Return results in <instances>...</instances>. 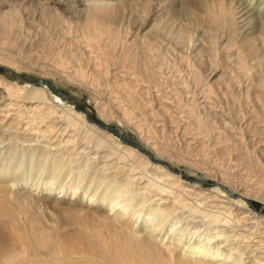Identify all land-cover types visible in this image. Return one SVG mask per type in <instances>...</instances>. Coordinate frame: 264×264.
<instances>
[{"label": "bare ground", "instance_id": "obj_1", "mask_svg": "<svg viewBox=\"0 0 264 264\" xmlns=\"http://www.w3.org/2000/svg\"><path fill=\"white\" fill-rule=\"evenodd\" d=\"M171 1L0 0V67L82 89L106 120L130 127L155 158L205 171L229 187L231 198L182 182L136 144L122 146L108 133L113 128L62 105L45 79L24 88L0 76V264L264 261V236L234 235L264 221L236 199L264 202V37L259 44L245 29L256 23L264 34V0L256 8V0H182L179 9ZM203 14L226 18L227 36L198 34L193 26ZM25 46L44 61L22 60ZM27 129L45 140L43 149H15L18 132ZM75 141L91 152L77 154L73 166L58 144ZM90 161L96 173L88 171ZM150 176L168 190L155 193ZM213 203L232 230H194L208 235L195 243L178 228L170 237L174 222L168 236L157 234L179 209L199 212ZM141 212L146 217L138 222Z\"/></svg>", "mask_w": 264, "mask_h": 264}, {"label": "rangeland", "instance_id": "obj_2", "mask_svg": "<svg viewBox=\"0 0 264 264\" xmlns=\"http://www.w3.org/2000/svg\"><path fill=\"white\" fill-rule=\"evenodd\" d=\"M31 1H34V0H31ZM245 1L246 0H239L240 3H244ZM261 1L262 0H256L255 1L256 2L255 8L260 6ZM171 2L176 7L175 9H179V7H181L182 3H183L182 0H173ZM35 7H37V6H35ZM206 8H209V6L207 5ZM260 12L262 13L261 16L263 17L261 24H263L264 23V9L261 10ZM216 17L210 18L207 16V14H205L204 18L202 17L203 19L201 18L199 23H196L195 26H193L194 30L197 31L198 34L205 35V36L206 35L210 36V34H213V33L217 34L218 31H219L218 32L219 35L224 34L227 36L229 28L227 25L228 24L227 21L226 20L224 21V19H226V18H220L219 19V17H217V19H215ZM222 24H224V25L226 24V25L223 27ZM254 28H255V30H254ZM245 29H246L247 33H252L255 38L259 39V41L257 40L259 42V44L261 43V40L264 37V34L262 33L263 30H261L262 28L259 25H257L256 23L249 24L245 27ZM259 46L261 47V45H259ZM26 48H28V47L25 46L24 49H22V52L20 53L21 55L19 54L20 57L22 58V60L29 62L31 59L37 58L38 60L40 59L42 62L44 61L42 58L37 57L38 51L36 49L31 50V48H29V49H26ZM9 49L14 50L10 47H9ZM262 49H263V47H261V50ZM29 51H31V52H29ZM47 61H49V60H47ZM1 66L2 67H0V76H3L4 78L11 81L12 83L17 84V85L24 87V88H26V87L29 88V87L35 85L33 82L43 81V79H45L47 82H45L44 84L47 85V87L50 89L52 94H54L56 97L59 98L62 105H66L67 107L74 108L76 111L81 112L83 115H87L89 117L90 121H92L93 123H95L97 125H100V126L106 127V128L107 127L113 128L114 132L108 130V133L112 134V136L118 142H120V144L122 146H125L126 148L129 147L131 149L136 150L137 147H135L133 145V144H136L138 147L141 148L142 151L147 153V155H151L155 160H158V161H155L156 163H158L162 167L166 168L170 172H172V173L174 172L176 175H178L182 179V182L190 184L191 186L198 187L201 191H203V190H215L216 188L220 189V190L222 189L221 191H223V192L225 191L224 192L225 196L226 197L228 196V198H231V197H229L228 193L226 192V189H229V187H227L226 185H225L226 188L219 186L218 182H220V181L218 179L212 177V176H209L207 173H205V171H202L201 169H197L196 167L190 165L189 163H183L184 161L177 163L175 160V162L177 163L176 164L175 162H172V161L170 162L169 160H159V159L155 158L153 153L150 150H148V148L146 146H144L143 141L141 142V139L139 138V136L130 127H128V126L124 127V124H122L120 122H119L120 123L119 124L117 121L114 122L115 120H112L113 122L106 120V118L103 117V115L100 113V110L97 106V101H95L92 96H90L88 93H86L82 89H79L78 87H74L72 85H69L60 79L52 78L51 76L40 77V75H38L35 72H32L31 70H27V69L16 70V69H14V67L8 66L6 64H1ZM56 102H58V101H56ZM53 104L56 105L54 101H53ZM55 108L58 109L60 107L58 105V107L55 106ZM18 135H19L20 139H17L14 141V144L16 145V148H15L16 150H19L22 148L23 149H29V148L35 149L36 148L37 150H41V149H43V146H45L44 145L45 140H43V138L40 136L29 135L28 129L24 133H22V131H19ZM26 137H27V139H26ZM39 138H41V139H39ZM28 139H29V141H28ZM22 141H24V142H22ZM38 145L40 146V148ZM58 145H59V149H61L63 151V153H66L64 159H67V160L71 159L70 161L72 162L73 166H76L78 163V161H75V158H74L77 154L82 155L85 158H88L90 156L89 153L91 152L90 151L91 149L88 147L85 148V146H87V145H85L84 142L75 141L72 144L67 145V146H65V144L63 142H59ZM119 149H121V148H119ZM79 152H81V153H79ZM112 160H115V159H112ZM172 163H175V164H172ZM89 164H90V166H89L88 171H90V172L95 171V173H96L98 171V169L92 167L93 165L91 164V161L89 162ZM101 165L102 164H100V166ZM193 168H196V169H193ZM125 179H126V176H123V175L117 177V180L121 184H124L127 182V180H125ZM149 179H150V182L153 184V191L155 193L158 192V191H155V188H157V187H161V188L168 190V188L166 186L167 184L164 180H158L153 176L152 177L150 176ZM152 194L153 193H150L148 196L151 197ZM236 199L244 202V206L245 205L247 206V207L245 206V208L247 209L248 214H250L249 211L255 210V212H258L261 215H264V202H262L261 199H259V198L258 199L257 198H253V199L247 198L249 200V202H251L252 206L249 203H247L248 202L247 199H243V198L239 197L238 195L236 196ZM196 203L198 205L200 204L199 201H196ZM213 205H214V203L211 206H208V205L207 206L206 205L201 206L200 205L197 208L199 210V212L190 211L189 207L188 208H182L181 210L179 209L178 210L179 212L176 213L174 218L168 220L165 224H163V226H162L163 229H161V231H157V234L160 237L163 235H166V234H167L166 236H168L170 234V231H169L170 226L174 222L175 223L177 222V224H175L177 227L175 228V230H173V234L170 237H173V235L175 237L178 234L176 232V230L178 228V230L180 229L179 234L182 233L185 240L189 239L190 242H195V243L203 241L204 237L208 236V235L201 236V235H199L200 232L203 234L217 235L218 232L221 230L222 231L223 230H225V231L232 230L233 229V228H231V226H233L232 224H230V225L228 224V225H226V227L223 226L224 225L223 220L224 219L226 220L228 218L225 217L224 214L220 215L219 213H215L216 209L213 207ZM132 206H134V203H132ZM144 211H146V210H144ZM213 215H214V217H218L222 222L218 223L217 225H215V224L213 225V223L210 222V220L212 218H214V217H212ZM250 215L252 216V214H250ZM145 217H146V212H141V215L138 218V222H141L143 220V218H145ZM252 220H254V219H251V221ZM248 222H250V221H248ZM263 223H264V221H260L258 226L253 225V227L248 228V229L237 227L238 229L237 228L234 229L235 230L234 235H237V233H238V234H241L242 236H245L246 238L250 237V239L252 241H258V238H257L258 236H262V237L264 236V224ZM248 225H250V224H248ZM216 226L217 227L220 226V227L216 228ZM221 226H223V227H221ZM206 228H208V231L207 232L203 231ZM194 230H198L199 234L198 233L195 235L191 234ZM226 233L233 235L234 232H226ZM189 236H190V238H189ZM249 242H251V241H249ZM240 244L244 245L245 239H244V241L240 242ZM249 244L251 245V244H253V242L249 243ZM222 246L224 247L225 244ZM260 246H262V245H260ZM226 248L228 249V247H226V246L223 249H226ZM262 250L264 251V248H262L260 251H262ZM260 256H262V255H260ZM255 261H257V260H255ZM245 262H246V260H245ZM246 264H264V261H260V262L257 261L254 263L247 262Z\"/></svg>", "mask_w": 264, "mask_h": 264}, {"label": "water", "instance_id": "obj_3", "mask_svg": "<svg viewBox=\"0 0 264 264\" xmlns=\"http://www.w3.org/2000/svg\"><path fill=\"white\" fill-rule=\"evenodd\" d=\"M33 83H34V82H33ZM106 130H108V128H107ZM109 130H111V129H109Z\"/></svg>", "mask_w": 264, "mask_h": 264}]
</instances>
